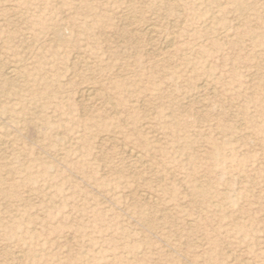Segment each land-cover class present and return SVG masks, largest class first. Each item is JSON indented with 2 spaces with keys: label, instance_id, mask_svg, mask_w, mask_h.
I'll return each instance as SVG.
<instances>
[{
  "label": "rangeland",
  "instance_id": "374dc122",
  "mask_svg": "<svg viewBox=\"0 0 264 264\" xmlns=\"http://www.w3.org/2000/svg\"><path fill=\"white\" fill-rule=\"evenodd\" d=\"M263 61L264 0H0V264H264Z\"/></svg>",
  "mask_w": 264,
  "mask_h": 264
},
{
  "label": "bare ground",
  "instance_id": "6f19581e",
  "mask_svg": "<svg viewBox=\"0 0 264 264\" xmlns=\"http://www.w3.org/2000/svg\"><path fill=\"white\" fill-rule=\"evenodd\" d=\"M172 2H173V1H172ZM154 26H155V25H154ZM154 26H153V27H154ZM149 27H150V26H149ZM151 30H152V29H151ZM151 32H154V31L152 30ZM150 34H151V33H150ZM154 34H156V33H154ZM60 35H61V34H60ZM151 35H152V34H151ZM152 36H153V35H152ZM134 41H135V40H134ZM134 41H133V42H134ZM150 42H151V40H150ZM168 42H169V41H168ZM167 45H168V44H167ZM171 45H172V44H171ZM172 46H173V45H172ZM78 55H79V54H78ZM72 57H73V56H72ZM84 58H85V57H84ZM169 58H170V57H169ZM256 59H257V58H256ZM263 62H264V61H263ZM11 71H12V70H11ZM11 71H10V72H11ZM10 72H9V73H10ZM12 72H14V71H12ZM199 85H200V84H199ZM201 85H203V84H201ZM206 86H207V84H206ZM212 87H213V86H212ZM91 89H92V88H91ZM212 91H213V90H212ZM88 92H89V91H88ZM90 93H91V92H90ZM86 94H87V93H86ZM90 95H91V94H90ZM218 95H219V94H218ZM87 96H88V95H87ZM88 97H89V96H88ZM85 100H86V99H85ZM88 101H89V100H88ZM139 108H140V107H139ZM142 125H143V124H142ZM147 126H148V125H147ZM110 139H111V138H110ZM115 139H116V138H115ZM157 142H158V141H157ZM157 142H156V143H157ZM2 143H3V140H2ZM0 144H1V143H0ZM127 148H128V147H127ZM120 149H121V148H120ZM2 151H3V150H2ZM127 152H128V151H126V153H127ZM130 153H132V151H131V152L129 151V154H130ZM137 155H138V154H137ZM138 158H139V157H138ZM138 162H139V161H138ZM146 162H147V161H146ZM140 164H141V166H142V163H140ZM146 165H147V163H146ZM147 166H148V165H147ZM151 170H152V169H151ZM155 177H156V176H155ZM160 179H161V178H160ZM146 195H147V193H146ZM150 196H151V195H150ZM144 197H145V196H144ZM152 197H153V196H152ZM153 201H154V200H153ZM193 204H194V203H193ZM217 212H218V211H217ZM17 258H18V257H17Z\"/></svg>",
  "mask_w": 264,
  "mask_h": 264
}]
</instances>
